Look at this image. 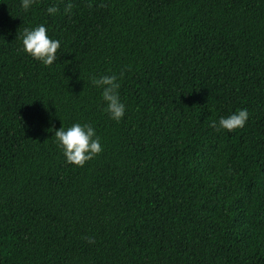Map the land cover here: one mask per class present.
I'll return each mask as SVG.
<instances>
[{"label": "trees", "instance_id": "1", "mask_svg": "<svg viewBox=\"0 0 264 264\" xmlns=\"http://www.w3.org/2000/svg\"><path fill=\"white\" fill-rule=\"evenodd\" d=\"M21 4L0 0V264H264V0ZM39 25L51 66L23 50ZM121 73L117 122L90 78ZM75 123L104 149L83 168L54 138Z\"/></svg>", "mask_w": 264, "mask_h": 264}, {"label": "clouds", "instance_id": "2", "mask_svg": "<svg viewBox=\"0 0 264 264\" xmlns=\"http://www.w3.org/2000/svg\"><path fill=\"white\" fill-rule=\"evenodd\" d=\"M36 0H22L21 7L24 11H28ZM104 6V5H101ZM72 3L69 2L65 6V13H70L72 10ZM89 7H92L89 4ZM59 9L56 6L47 8L49 15H55ZM23 50L31 55L33 59L41 62L44 66H51L58 59V50L61 42L59 40L50 39L47 35V29L44 25H39L34 29H24ZM113 74L111 76L91 77V83L102 89V99L106 102L107 107L105 111L110 118L119 122L125 114V105L121 102L119 96L120 83L118 80L122 78ZM247 109L239 110L237 113L230 115L227 118H220L219 127L215 121L210 125L217 131L223 129L228 132H233L244 128L248 120ZM49 132L54 131V128H49ZM55 140L58 142V147L63 151L68 164L75 167L83 168L94 157L100 155L104 149L97 136L94 127L90 124L75 123L71 127L65 129L63 126L60 130L55 131ZM89 243L93 241L89 239Z\"/></svg>", "mask_w": 264, "mask_h": 264}]
</instances>
